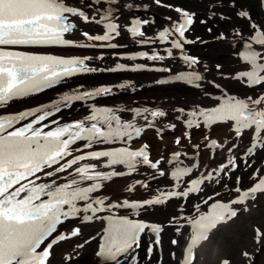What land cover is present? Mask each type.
<instances>
[{
  "label": "snow or ice",
  "instance_id": "snow-or-ice-1",
  "mask_svg": "<svg viewBox=\"0 0 264 264\" xmlns=\"http://www.w3.org/2000/svg\"><path fill=\"white\" fill-rule=\"evenodd\" d=\"M154 2L161 5V0ZM119 7L120 0H79V3H73L72 0H0V108L17 98L51 88L65 77L100 70L88 66L86 61L93 59L90 56L36 54L22 51L20 46L59 45L117 49L121 45L113 41L121 36L122 30L136 38L138 44L153 43V38L146 37L145 31L141 30V26L148 25L150 21L132 18L128 23H122L117 15ZM124 7L131 9L133 4L128 3ZM175 11L179 14V19L158 33L161 43H170V47L165 49L167 57L173 56V49L183 50L184 44L192 42L187 39L186 32L189 26L194 24V14L179 7H176ZM237 15L251 21L247 11L241 10ZM74 20L101 26L100 34L82 31L81 36L86 41L83 43L66 38V34L77 28ZM250 30L252 34L244 41L243 51L238 53L245 69L237 72L234 78L249 88H259V92L244 98L222 94L213 97L216 103L210 107L197 105L187 111L183 107L176 109V120L183 122L188 129L201 126L211 128L224 124L232 129L237 138L248 133L250 146L247 147L246 154L264 148V25L252 21ZM220 38L223 39V35ZM181 55L189 68L194 69L199 63L197 57L185 55L183 52ZM137 57L151 61L166 59L165 55L155 49L151 54L148 51H138L127 58L135 60ZM103 58L102 54L96 57L100 60ZM143 67L141 64L135 65V69ZM216 67L219 69L221 66ZM124 68V64L118 63L110 71ZM170 79L195 84V87L199 88L201 85L197 82L203 80V76L193 70L179 72ZM157 83L164 84L168 81L159 80ZM129 86L127 83L117 85L121 89ZM215 87L220 88V85L215 84ZM111 94L113 88L106 86L90 91L76 90L63 94L58 101L48 105L15 114H0V264H51L54 246L80 234V228L77 227L70 233L56 235L44 246L57 232L59 225L81 214L84 221L99 219V214L104 212L109 213L106 217L108 226L104 229L96 256L111 264H121V258L128 256L133 264H136V257L130 253L140 246L141 235L150 231L154 234V240L148 244L146 252L150 259L154 248L162 243L161 225L119 215V210L132 209L135 216L138 214L135 211L137 209L160 205L170 198L188 197L199 192L201 186L214 176L226 173L229 167H237L236 157L233 155L227 164L221 163L214 172L191 178L190 174L194 173L198 164L193 162L190 166H180L182 155L191 158L189 152L175 151L170 159L163 156L153 159L148 151V144L138 148L129 146L146 128H154L161 118L168 115L159 107L127 109L132 116L124 120L117 114L118 111H125L124 109L92 105L90 115L84 119L63 124L53 120L51 124H55V127H50L49 123L44 122L46 118L53 116L54 112H59L61 106L68 107L73 101H86ZM138 120H143V126H138ZM165 128L174 130L176 124H166ZM158 131L162 133L164 128ZM183 136L191 139L188 132ZM78 142L83 143L76 147ZM117 142L123 146H110ZM174 143L181 145L182 138L177 137ZM227 143H218L217 139L205 137L207 149H223ZM97 145L103 147H96ZM189 146L196 150V156L200 155V144ZM237 147L238 145L233 143L227 148V152L234 153ZM101 161L104 167L112 168V171L97 170ZM174 162L170 176L177 183L173 185L172 191H162L159 195L142 201L130 198L112 201L107 196L98 194L105 187L104 182L113 177L136 172L138 165L155 170V173L149 176V179H155L157 174L160 177L169 175L161 166L164 163L173 165ZM117 165L125 166L129 172L116 171ZM61 174L66 175L62 177ZM61 180L63 182H60ZM239 183L238 177L237 184ZM138 185L149 188V184L136 180L126 191L131 194L136 191ZM181 185L186 187L182 188ZM234 191V199L228 202L215 200L207 212H200L193 218L182 217L186 224L191 226V242H186L187 250L182 251L179 258L175 253H171L175 264H192L189 258L192 249L207 239L211 230L219 223H226L237 215L233 205L255 198L257 193H264V177H260L257 183L246 190L235 187ZM204 203L207 204L208 201ZM171 223L179 222L173 217ZM182 227L184 225L176 227V232L180 233ZM256 232L257 239L264 236L259 229ZM171 244L178 246L179 241L173 239ZM244 255L247 256L248 253ZM64 259L71 262L72 256H65ZM222 264H229V261L226 259Z\"/></svg>",
  "mask_w": 264,
  "mask_h": 264
},
{
  "label": "bare ground",
  "instance_id": "bare-ground-1",
  "mask_svg": "<svg viewBox=\"0 0 264 264\" xmlns=\"http://www.w3.org/2000/svg\"><path fill=\"white\" fill-rule=\"evenodd\" d=\"M162 1V0H161ZM73 3H79V0H72ZM90 2V0H89ZM128 3L133 4V8L128 9L124 7ZM121 7L118 8L117 15L122 23H128L132 18H140L149 20L148 25H142L141 30L145 31L146 37L153 38L154 42L150 44L155 45H168L170 43L165 41L161 43L158 39L159 31H162L165 27H170L173 21L179 19V14L177 13L176 18L172 19L173 15L172 9L167 6L163 8H158V5L154 3V0H120ZM144 7L145 11L142 13L141 8ZM87 11V9H85ZM77 23V28L73 30L72 33L66 34V38L72 39L77 43H83V37L81 36L82 31H89L91 34H100L101 26L95 24H83V22L73 21ZM146 26V30L143 27ZM191 26H189V29ZM188 32V31H187ZM186 32V37L191 43L184 44L183 50L173 49V56L167 57L165 51H157L162 55L166 56L163 61H151L147 58L137 57L135 60L128 59V56L136 53L137 49L141 44L136 43V38H133L130 33L126 30H122L121 36L115 39V43L126 44L130 50H134L131 53H104L96 52V49L86 48L74 51L75 46H37L24 49L25 51L36 53V54H50L63 57L71 56H90L93 59L86 61L89 67H94L100 69L96 72L89 73H78L71 77L63 78L58 84L53 85L51 88L43 89L41 92L30 94L26 97H20L13 101H10L3 108H0L1 113H16L28 108H37L44 105L58 101L59 98L65 93H72L76 90H92L96 87L106 86L113 88V94L108 96L95 97L86 101H73L68 107L61 106L59 112L54 113L53 116L46 118L45 123H49L50 127L55 125L51 124V121H56L58 124L62 121L69 120H81L84 119L86 115L91 113V106L95 105L97 107H112L114 109H124L125 111H118L117 114L121 116L122 119L128 120L131 118L132 113L127 111V109L134 107H159L164 110L168 115L161 118L160 123H158L154 128H146L142 132L141 136L134 138L133 141L129 143V146L133 148H138L144 144H148V151L153 159H159L160 157H165L169 159L170 154L175 151L189 152L191 158L181 156L180 162L185 163V166H190L196 158L198 160L195 162L198 164L197 169L191 175V178H196L200 174H206L208 170L214 164L222 163V156L228 154L227 148L232 143L239 144L242 142L247 133H245L241 138L235 137L232 133V129L224 124H218L212 126L211 128H205L201 126L200 128L188 129L183 122L177 121L176 116L178 113L176 109L185 108V110H191L197 105L201 107L213 106L216 101L213 97H219L222 94L234 95L238 98H244L249 95H254L252 92H248L247 88L241 83L242 81L235 79V74L239 71L245 69V66L241 63L238 58L239 50H243V43L249 37H245L247 33L234 32L232 29H227L226 31H219L217 26H213L211 33L207 35H202L197 38L196 35L193 37L189 36ZM223 35V39H221ZM175 37H170V39ZM225 44L224 50H218L216 46ZM148 45V44H147ZM231 46L235 47V50ZM167 47V48H168ZM259 46H257L258 48ZM207 48L206 51L204 49ZM192 50V52H191ZM208 50L210 52L208 53ZM127 51L122 49L119 52ZM185 55H190L197 57L199 63L195 68H189L188 65L183 61L181 53ZM103 55V59H96V57ZM118 63L125 65L124 69H118L116 71H110L116 67ZM136 64L144 65L143 68L135 69ZM217 65H220V69H217ZM135 69V70H134ZM157 69H170L171 71H159ZM197 71L203 76V80L197 82L201 87H195V84H188L184 81L171 80V76L178 74L179 72ZM165 80L168 83L159 84L157 81ZM214 82V83H212ZM127 83L130 86L124 89L117 87V85ZM215 84L220 85V88H216ZM208 93V95H206ZM27 122V121H24ZM138 126H143V120L137 121ZM175 123L176 128L174 130L165 128L166 124ZM164 128L161 133L158 129ZM185 132L190 134L191 139H187L183 136ZM210 136L213 139H220L221 143L227 141L223 149L215 148L213 154H211V149L205 147V137ZM177 137L182 138V144L176 145L174 143ZM83 142H78L76 147H79ZM190 144H200L199 149L200 155L196 156L194 153L196 150L192 149ZM120 145L117 142L112 147ZM248 145V144H247ZM244 146L247 149L249 146ZM96 147H103V145H97ZM234 149V151H236ZM94 162V161H89ZM175 164V162H174ZM173 164V165H174ZM173 165L164 163L161 167L162 169L167 168L169 173L170 168ZM143 166V165H142ZM146 170L138 169L136 172H132L129 175L113 177L111 180L104 182L105 187L101 190L99 195H104L112 201H122L125 198H130L134 200H143L146 198H151L153 195H159L157 189L162 188H172L177 182L169 177H160L158 174L155 179H149V176L155 173V170L148 168ZM127 169L122 165L115 166L116 171H122ZM216 169V168H215ZM100 171H112V168L104 167L103 161L98 165ZM66 174H61L63 177ZM136 180H140L142 183L149 184V188L145 189L142 186H137L136 191L129 194L126 188L133 184ZM217 179L211 182L217 181ZM60 182H63L62 180ZM227 189L218 190V194L226 192ZM230 191H227V194ZM231 198V197H230ZM229 200V199H227ZM154 207L147 206L144 209L135 210L137 213L148 214L154 210ZM131 211L121 209L118 214L121 215L123 211ZM109 213H100L98 220L100 223H106L108 225V220L106 217ZM152 216H159L158 213L152 212ZM74 218L66 220L65 225L73 221ZM228 224V223H227ZM226 223L222 224L221 228H224ZM164 232H170V228L166 227ZM215 229L211 230L209 235H213ZM91 235V234H90ZM79 237L81 234L78 235ZM216 238L210 240L209 238L202 240L196 245L199 249L197 264H211L214 258L217 260L216 264H222L226 260V256L223 252L216 248L215 240ZM74 240H77L75 237ZM186 240L183 238L182 242ZM94 240L89 235H85L81 238L79 243L85 246L86 250L82 252L79 258L89 257V264H106L103 263L95 253H91L88 246L91 247ZM171 247V248H170ZM175 249L171 244L166 242V239L162 238L161 253L158 254V258L163 261V264H175V260H171L166 256L167 251ZM180 252L182 250H179ZM178 251V252H179ZM136 257V264H145L147 258L144 260L139 259V254H131ZM123 264H133L131 259L126 258Z\"/></svg>",
  "mask_w": 264,
  "mask_h": 264
},
{
  "label": "rangeland",
  "instance_id": "rangeland-1",
  "mask_svg": "<svg viewBox=\"0 0 264 264\" xmlns=\"http://www.w3.org/2000/svg\"><path fill=\"white\" fill-rule=\"evenodd\" d=\"M172 3H176L180 6L186 8H192L191 4H198L200 6L196 11H210L212 13L208 14L210 21L207 16H203L200 12L196 14V25L195 32L205 34L207 33V27L217 26L221 29L228 28H238L242 25L246 29H250V24L247 18L239 17L237 13L241 10L247 11L251 19L258 18L262 16V9L259 0H168ZM200 18L206 19L204 24L199 22ZM237 24V25H236ZM251 90H254L250 88ZM246 139H248L246 137ZM239 158H237L238 160ZM237 167L235 170L230 171L226 176L223 174L222 179L218 182L212 183L207 186L202 192L201 195H192L187 197L185 200H172L167 203L165 206L160 207L156 210L155 213H159V216L156 220L164 222L170 217L176 216L178 213H181V210L178 208H185L186 213H191L193 210L192 205L199 202L200 198L206 194L215 192L218 189H232L235 186L238 187H248L258 181L259 176L264 173V148L256 149L247 159H242L237 162ZM240 178V183L237 184V178ZM246 205L241 206L237 215L230 221L229 225H226L224 228L217 230L216 234L217 241L215 244L218 249L223 252V255L226 256L229 264H264V236L263 242L259 245L260 248L257 250L259 243L255 241L256 229H259L260 233H264V193H258L255 195V198H250L247 200ZM189 207V208H188ZM152 212L144 215L147 218L152 219ZM183 215V214H182ZM181 215V216H182ZM179 216L176 219L184 220ZM185 217V216H183ZM97 225H87L81 228L82 233L88 234L95 231ZM92 230V231H91ZM210 239L213 241L216 238ZM92 236V235H91ZM172 236L170 232L166 235V241ZM81 238L77 240L69 239L68 242L62 243L57 246L54 250V261L58 260L59 257L64 255L73 256L82 250L80 247H77ZM80 244V243H79ZM90 254L92 250L96 249V242L93 247L88 248ZM78 250H80L78 252ZM64 251H66L64 253ZM253 251V255L249 260H246L244 253H249ZM80 259V260H79ZM74 259L72 258L71 262L67 261L62 264H88L89 256L85 258ZM154 259V258H153ZM215 260L211 262L214 264ZM146 264H150V261Z\"/></svg>",
  "mask_w": 264,
  "mask_h": 264
}]
</instances>
